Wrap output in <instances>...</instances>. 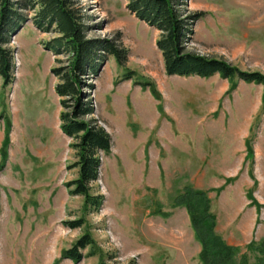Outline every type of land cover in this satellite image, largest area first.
I'll return each instance as SVG.
<instances>
[{
  "label": "rangeland",
  "instance_id": "374dc122",
  "mask_svg": "<svg viewBox=\"0 0 264 264\" xmlns=\"http://www.w3.org/2000/svg\"><path fill=\"white\" fill-rule=\"evenodd\" d=\"M79 1L89 16L90 38H119L130 50L125 68L108 57L100 75L87 81L95 89H85L94 118L113 141L93 183L106 202L88 214L84 198L70 196L65 187L79 171L68 169L76 157L73 141L60 129L58 80L51 69L68 64V57L59 56L57 63L46 49L57 34L41 33L29 22L32 27L25 26L10 45L16 82L4 89L0 81V165L9 137L0 170V264H76L62 251L85 233L96 242L95 255L88 248L77 264H198L201 247L190 218L175 206L188 186L208 192L216 231L229 245L245 250L252 240L262 241L264 86L239 81L230 92V82L220 76H168L156 47L159 32L130 13L126 1ZM188 2L192 12L204 14L191 51L264 74V0ZM129 72L134 78L125 81ZM139 81L152 83L161 100ZM250 137L257 185L247 162ZM250 189L261 208L248 199ZM81 218L82 228L65 225Z\"/></svg>",
  "mask_w": 264,
  "mask_h": 264
},
{
  "label": "trees",
  "instance_id": "16d2710c",
  "mask_svg": "<svg viewBox=\"0 0 264 264\" xmlns=\"http://www.w3.org/2000/svg\"><path fill=\"white\" fill-rule=\"evenodd\" d=\"M124 1L130 13L159 32L156 47L162 54L168 76L202 79L220 76L230 82V92L237 88L239 81L264 86V74L260 72L242 71L224 59L203 56L190 50L196 25L204 14L192 12L188 0ZM29 22L41 33L57 34L46 44V49L54 54L57 63H62L59 56L68 57V64H57L51 69V74L58 80L55 92L62 108L60 129L73 141L70 148L76 157L68 169L79 171L78 177L67 182L65 187L70 196L84 198L86 213H98L106 202V196L94 192L93 183L100 179L102 155L112 153L113 141L110 133L94 118L96 108L91 94L85 89H95L94 84L87 81L100 75L108 57H115L118 65L125 68L130 50L121 45L119 38H90L92 27L89 16L79 0H0V80L4 89L16 82V51L10 45ZM134 75V72H129L123 79L133 80ZM137 84L149 88L153 97L161 100L160 92L152 83L139 81ZM7 126L10 128V122ZM8 144L7 136L0 170L4 169L7 161ZM245 145L249 172L257 185L254 138H247ZM237 178H227L226 183ZM247 197L251 204L262 207L254 197V189L249 190ZM175 206L185 208L190 218L195 239L201 247L198 264H264V238L260 242L252 240L243 250L229 245L217 233V216L212 212V201L207 191L188 186L176 198ZM85 223L81 218L67 221L65 225L74 230L84 227ZM95 246L92 235L85 233L69 249L62 251V257L77 264L85 258L84 250L91 248L89 255H95ZM98 264L110 263L101 261ZM131 264L136 263L133 261Z\"/></svg>",
  "mask_w": 264,
  "mask_h": 264
},
{
  "label": "crops",
  "instance_id": "0c3cea01",
  "mask_svg": "<svg viewBox=\"0 0 264 264\" xmlns=\"http://www.w3.org/2000/svg\"><path fill=\"white\" fill-rule=\"evenodd\" d=\"M26 26H30V27H32V23H28ZM197 78H199V77H197ZM213 78V77H212ZM209 79H211V78H209ZM1 81V80H0ZM244 138H245V136H243V142H244Z\"/></svg>",
  "mask_w": 264,
  "mask_h": 264
}]
</instances>
